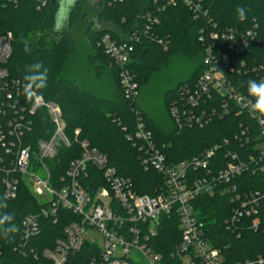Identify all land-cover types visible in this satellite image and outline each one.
I'll return each instance as SVG.
<instances>
[{
    "label": "built area",
    "instance_id": "2783aa9c",
    "mask_svg": "<svg viewBox=\"0 0 264 264\" xmlns=\"http://www.w3.org/2000/svg\"><path fill=\"white\" fill-rule=\"evenodd\" d=\"M35 1L38 9L47 5V0ZM124 2L109 0L108 5ZM179 3L188 8L194 19L207 17L204 0H153L139 26L142 33L149 36L159 25V16ZM17 4L18 0H0L3 8ZM256 29L254 26V30L242 33L213 25L210 30H202L199 76L192 85L182 86L169 106L170 118L178 131L203 129L215 119L235 116L238 123L232 139L223 140L198 157L169 164L165 145H157L140 112H136V125L129 140L138 149L144 169L156 172L164 180L163 191L153 197L139 195L133 182L119 175L107 156L87 141L78 143L82 155L69 164L65 176L52 177L47 161L57 158L59 144L71 146L65 136L61 109L34 90L31 99L26 98L25 83L11 78L6 68L13 55L14 36L0 33L2 197L6 202L16 200L24 185L43 206L22 219L15 251L51 264H163L158 243L160 219L176 215L180 238L170 255L182 264H264V252L229 263L226 255L211 244L194 214V203L200 196L226 187L232 208L225 221L227 231L238 238L246 232L264 236V117L251 115L247 106V81L264 78V69L254 65L246 68L245 62L237 68L234 58L258 42ZM119 37L123 39L120 42L105 34L98 47L112 61L124 98L135 102L140 97V87L130 65L134 39L139 38L136 34ZM150 39L168 49L167 42L154 36ZM41 109L49 114L55 133L50 140L36 141L33 148L28 134ZM79 136L80 132L75 131V143ZM93 169L98 173L92 178ZM84 186L93 187V192ZM62 212L70 214V221ZM2 213L0 207V218ZM46 220L53 224L68 222L51 247L41 248L39 239Z\"/></svg>",
    "mask_w": 264,
    "mask_h": 264
},
{
    "label": "trees",
    "instance_id": "16d2710c",
    "mask_svg": "<svg viewBox=\"0 0 264 264\" xmlns=\"http://www.w3.org/2000/svg\"><path fill=\"white\" fill-rule=\"evenodd\" d=\"M90 0H75L68 13L67 29L56 30L61 10L62 0H47L44 8L38 9L35 0H18L17 5L3 8L0 6V33H12L13 55L6 68L11 78L26 84L24 76L27 67L36 62H42L47 71V84L43 89L33 90L46 102L57 104L62 113L66 126L65 136L71 146L58 145L59 155L47 161L52 177L55 179L65 176L69 164L81 157L82 150L79 142L87 141L92 147L106 155L109 163L119 175L133 182L136 192L141 196L153 197L163 191L165 185L163 178L154 171H146L141 165L140 153L129 140L136 125V112L152 131L158 146L165 145V155L169 164H178L194 157L200 156L204 151L225 139H232L236 133L238 119L235 116L223 120L215 119L203 129H185L178 131L176 126L169 132H164L149 117L141 106L140 98L135 102L124 98L117 71L112 61L104 55L98 47L100 38L110 34L117 41L120 34L125 36L137 35L133 46L135 52L131 58L130 69L136 76L140 91L150 84L163 66H166L174 55H184L187 61L199 62L189 80L177 89L164 96V106L169 114V106L177 96L179 89L184 85H192L198 78L203 59V46L199 42L201 31L217 26V29H232L246 33L254 30L258 42L253 44L246 53L235 56V66L245 62L246 68L256 66L264 69V0H204L207 17L194 19V15L181 3L177 7L166 10L159 16L160 23L149 36L142 33L140 25L143 15L151 9L153 0H125L123 4L108 5L109 0H95L94 7H90ZM93 6V5H92ZM243 6L247 11L244 21L237 19L236 9ZM92 8L97 12V21L90 24L84 32L94 54L88 58L91 67L97 69V77H102L106 71L112 73L115 80V89L118 98L114 100L99 98L89 91L82 89L79 82L63 77L66 66L73 55L74 32L82 22L89 18ZM89 12V13H88ZM106 28L97 29L98 25ZM107 26H112L110 30ZM154 36L159 41L167 42L168 49L152 41ZM25 44L29 52L24 51ZM43 71V69H41ZM244 72V71H243ZM34 126L28 134L29 140L34 143L38 140H50L54 136L55 126L45 109L39 110L33 118ZM79 131L80 136L75 143L74 132ZM220 155H218L219 157ZM95 175L96 170H90ZM91 178V175L89 176ZM89 182V181H88ZM93 192V187L84 186ZM226 187H220L214 194L202 195L194 203L196 219L206 231L211 244L220 249L228 258L229 263L241 262L254 258L264 252V236L259 233L246 232L239 238L227 231L225 221L231 214L229 201L230 193ZM0 204L2 215L9 214L12 219L0 226V264H51L31 256H22L15 251L20 241V224L22 219L35 214L43 207L34 198L29 188L20 187L19 196L12 202H6L2 197L0 185ZM62 215L71 219L67 212ZM159 252L163 256V264H182L180 260L172 258L170 252L180 238L179 222L176 215L162 216L160 219ZM68 222V221H67ZM66 221L53 224L44 222V231L40 236L41 248L51 247L54 240L59 237ZM14 226L15 231L5 236L3 229Z\"/></svg>",
    "mask_w": 264,
    "mask_h": 264
},
{
    "label": "rangeland",
    "instance_id": "374dc122",
    "mask_svg": "<svg viewBox=\"0 0 264 264\" xmlns=\"http://www.w3.org/2000/svg\"><path fill=\"white\" fill-rule=\"evenodd\" d=\"M75 0H62L59 20L56 30L64 31L67 29V16ZM90 7H94L95 0H90ZM93 5V6H92ZM89 13V12H88ZM97 18V12L92 8L87 21L82 22L79 27L72 32L73 55L70 58L63 77L68 80L79 82L83 90H87L99 98L114 100L118 94L115 89V80L109 69L102 77H97V69L90 66L88 58L94 54L87 39L84 37V30L88 26V21ZM97 29L106 28L99 24ZM108 29L114 30L112 26ZM200 65V61H187L184 55H174L166 66L153 76L150 84L140 91V102L143 109L154 121L155 124L163 126L165 132L174 128L170 115L164 106V96L166 93L177 89L180 85L186 83L194 70ZM42 175V174H40Z\"/></svg>",
    "mask_w": 264,
    "mask_h": 264
},
{
    "label": "clouds",
    "instance_id": "9594fccd",
    "mask_svg": "<svg viewBox=\"0 0 264 264\" xmlns=\"http://www.w3.org/2000/svg\"><path fill=\"white\" fill-rule=\"evenodd\" d=\"M237 19L239 21H244L247 18L246 9L241 6L236 9ZM24 51L29 52V47L27 44L24 46ZM27 67V72L24 76L26 81L25 84V95L26 98L31 99L33 95V88L43 89L47 84V69L44 67L42 62L33 63ZM43 69V71H41ZM247 106L249 113L253 116L264 117V78L259 80L249 79L247 81ZM6 204H0V207H6ZM12 217L9 214H4L0 218V226H3L6 222L10 221ZM15 231L14 226H9L4 228L3 232L5 236L9 232Z\"/></svg>",
    "mask_w": 264,
    "mask_h": 264
},
{
    "label": "flooded vegetation",
    "instance_id": "af4514ba",
    "mask_svg": "<svg viewBox=\"0 0 264 264\" xmlns=\"http://www.w3.org/2000/svg\"><path fill=\"white\" fill-rule=\"evenodd\" d=\"M86 19H88V18H86ZM96 21H97V19H95V20H93V19L89 20V21H88V27H87V28L90 27V24H91V23H94V22H96ZM87 28L84 30V32H86V31L88 30Z\"/></svg>",
    "mask_w": 264,
    "mask_h": 264
},
{
    "label": "crops",
    "instance_id": "0c3cea01",
    "mask_svg": "<svg viewBox=\"0 0 264 264\" xmlns=\"http://www.w3.org/2000/svg\"><path fill=\"white\" fill-rule=\"evenodd\" d=\"M85 37V36H84ZM86 39V38H85ZM113 80H114V78H113ZM116 86V85H115Z\"/></svg>",
    "mask_w": 264,
    "mask_h": 264
},
{
    "label": "water",
    "instance_id": "95a60500",
    "mask_svg": "<svg viewBox=\"0 0 264 264\" xmlns=\"http://www.w3.org/2000/svg\"><path fill=\"white\" fill-rule=\"evenodd\" d=\"M56 0H54V2H55Z\"/></svg>",
    "mask_w": 264,
    "mask_h": 264
}]
</instances>
